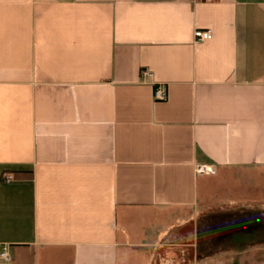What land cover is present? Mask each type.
<instances>
[{"label":"crops","instance_id":"crops-1","mask_svg":"<svg viewBox=\"0 0 264 264\" xmlns=\"http://www.w3.org/2000/svg\"><path fill=\"white\" fill-rule=\"evenodd\" d=\"M240 211L246 246L202 255V219ZM4 245L0 264H264V0H0Z\"/></svg>","mask_w":264,"mask_h":264},{"label":"rangeland","instance_id":"rangeland-1","mask_svg":"<svg viewBox=\"0 0 264 264\" xmlns=\"http://www.w3.org/2000/svg\"><path fill=\"white\" fill-rule=\"evenodd\" d=\"M242 218H245V212L233 213L232 216L224 217H213L206 218L207 221L202 219L200 223L201 235H203L202 246L203 253L202 255L213 256L215 251L223 249H241L246 246L247 240L245 238H238L237 241H233L230 237L232 231L240 228L244 225ZM224 220V221H223ZM218 258L220 256H217ZM247 255H224L221 256L223 260L228 262L238 261L239 264H248ZM261 259L262 256H259Z\"/></svg>","mask_w":264,"mask_h":264},{"label":"built area","instance_id":"built-area-1","mask_svg":"<svg viewBox=\"0 0 264 264\" xmlns=\"http://www.w3.org/2000/svg\"><path fill=\"white\" fill-rule=\"evenodd\" d=\"M194 35H195L196 40H198V41H205V40H210V39L213 38V32L210 29H207V30L197 29V30H195ZM150 75H152V73L149 70H144L143 76H150ZM154 97L156 99H160V100L167 99L168 92H167L165 86L158 85L155 88ZM196 172L197 173H200V174H204V173H214L215 170H214L213 166H211V165H208V164H200V165H198L196 167ZM5 180L8 181V182L12 181V176L11 175H8L5 178ZM0 258L2 260H5V261L12 260V256L8 252V246L7 245H4L1 248V250H0Z\"/></svg>","mask_w":264,"mask_h":264}]
</instances>
